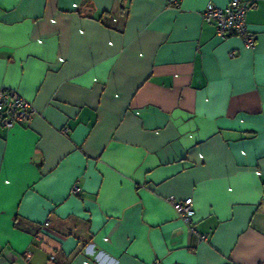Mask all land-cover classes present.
Returning a JSON list of instances; mask_svg holds the SVG:
<instances>
[{"label":"crops","instance_id":"obj_1","mask_svg":"<svg viewBox=\"0 0 264 264\" xmlns=\"http://www.w3.org/2000/svg\"><path fill=\"white\" fill-rule=\"evenodd\" d=\"M228 1L0 0L38 111L0 125V264H264V0L251 47L202 19Z\"/></svg>","mask_w":264,"mask_h":264},{"label":"built area","instance_id":"obj_2","mask_svg":"<svg viewBox=\"0 0 264 264\" xmlns=\"http://www.w3.org/2000/svg\"><path fill=\"white\" fill-rule=\"evenodd\" d=\"M180 0H167L168 5H177ZM254 0H229L222 6L208 3L201 12L202 19L214 26L218 35L223 36L228 33L236 34L241 37L246 47H251L255 41L253 33L248 28L245 12L248 7L254 5ZM236 53L235 50L229 52L230 56ZM38 113L32 102L20 94L16 89L8 86L0 87V125L12 127L15 124L30 121ZM66 127H63L65 131ZM72 191H77L78 186L74 184ZM192 197L188 196L182 200H171L177 215L186 225L190 233L195 234L198 239L205 240V233L198 232L193 226V207ZM53 258V255H50ZM154 264H163L160 260H155ZM169 264H182L172 262ZM230 264H236L234 262Z\"/></svg>","mask_w":264,"mask_h":264}]
</instances>
